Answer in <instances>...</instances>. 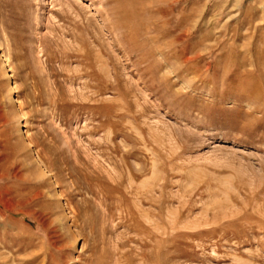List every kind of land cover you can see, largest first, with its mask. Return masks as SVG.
I'll use <instances>...</instances> for the list:
<instances>
[{
	"label": "rangeland",
	"instance_id": "374dc122",
	"mask_svg": "<svg viewBox=\"0 0 264 264\" xmlns=\"http://www.w3.org/2000/svg\"><path fill=\"white\" fill-rule=\"evenodd\" d=\"M0 264H264V0H0Z\"/></svg>",
	"mask_w": 264,
	"mask_h": 264
}]
</instances>
